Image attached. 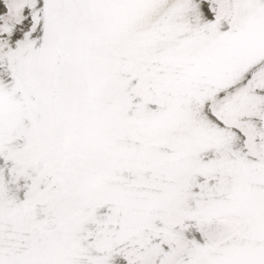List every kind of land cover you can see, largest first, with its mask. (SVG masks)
I'll list each match as a JSON object with an SVG mask.
<instances>
[{
	"label": "snow or ice",
	"instance_id": "obj_1",
	"mask_svg": "<svg viewBox=\"0 0 264 264\" xmlns=\"http://www.w3.org/2000/svg\"><path fill=\"white\" fill-rule=\"evenodd\" d=\"M0 264H264V0H0Z\"/></svg>",
	"mask_w": 264,
	"mask_h": 264
}]
</instances>
